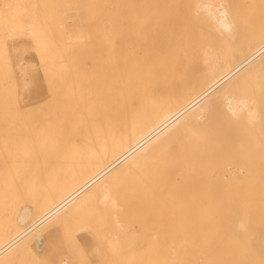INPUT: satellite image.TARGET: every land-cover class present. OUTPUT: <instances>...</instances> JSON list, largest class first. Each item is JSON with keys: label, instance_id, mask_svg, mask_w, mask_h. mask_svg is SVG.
<instances>
[{"label": "bare ground", "instance_id": "obj_1", "mask_svg": "<svg viewBox=\"0 0 264 264\" xmlns=\"http://www.w3.org/2000/svg\"><path fill=\"white\" fill-rule=\"evenodd\" d=\"M181 15L194 24L177 32L170 18ZM81 17L98 55L92 80L77 88L71 61L80 37L66 35ZM22 37L44 76L63 80H51L57 105L54 95L40 105V113L52 109L40 124L15 117L6 69L26 67L3 59L7 41ZM1 60L0 96L11 113L0 131V264L41 253L51 228H67L96 199L109 214L99 223L86 214L96 223L86 227L105 237L110 264H264V208L244 210L264 194V138L228 131L258 114L256 99L236 87L264 67V0H0ZM219 108L223 121L213 118ZM215 143L224 151L215 155Z\"/></svg>", "mask_w": 264, "mask_h": 264}, {"label": "rangeland", "instance_id": "obj_2", "mask_svg": "<svg viewBox=\"0 0 264 264\" xmlns=\"http://www.w3.org/2000/svg\"><path fill=\"white\" fill-rule=\"evenodd\" d=\"M177 5V4H176ZM175 5V6H176ZM88 23V20H86V19H83L82 17H81V19H80V24H78L77 23V25H79V27L78 26H73L72 27V29H69L68 30V33H67V38L68 39H72V38H74L75 37V35H79V37H80V40L82 41H89V40H92V38H93V36L92 35H94L93 33H94V30H91V29H93L91 26H89V24L87 25V23ZM163 22H165V21H163ZM170 23H172L175 27H176V29H177V32H180L181 30H185V29H187L188 27H192V25L194 24V21L191 19V18H189V17H187V16H177V17H173V18H170ZM89 27H91V28H89ZM81 28H83V29H81ZM90 30H89V29ZM92 31V32H91ZM92 34V35H91ZM86 35V36H85ZM146 37H143V40L145 39ZM86 39V40H85ZM80 40L78 41V48H76L75 49V52L72 54V56H74V58L75 59H73V61H71V67H72V72H74L73 73V75H75V78L76 79H74V81L75 82H79V86H78V84L77 83H75V85H76V87L77 88H79L80 86L81 87H83L84 85H85V82L86 83H89L90 82V80H92V75H93V70H94V68H92V67H94V66H92V63L91 62H93L94 63V60H93V58L95 59V60H97L96 58V56L98 55V52H97V50L95 49V48H93L92 47V45H91V42L92 41H89V43L87 44V46H86V42H83V44L80 42ZM66 41V40H65ZM70 41V40H69ZM25 46V47H24ZM84 46V47H83ZM147 46V45H146ZM146 46H144V47H146ZM160 46V44L157 46V48ZM166 47V45L165 46H161V48L163 49V48H165ZM89 49V51H86V49ZM10 49V50H9ZM21 49V50H20ZM57 49V48H56ZM6 50H8V52H7V54H6V52H5V54L4 55H6V57H3V59H5L6 60V58H7V56H8V58H10L11 60H13L14 62H16V61H19V62H22V64H23V67L25 68L24 70H22L21 71V68H17L16 67V69H15V67H11V68H8L6 65V68H8V69H6V72H7V75L9 74V79H11V77H12V81H14L15 80V94L16 95H14L13 97L15 98H17V101L19 102V106H20V111L22 112V110H23V114L21 113V112H17L16 113V116L15 117H19V116H21V115H25V116H21L22 118H21V120H18V118H16L18 121H20L21 123H23V121H24V123L23 124H28V123H32V124H40V123H38L39 121L42 123L43 122V120H42V118H47L48 117V115L47 116H43V114H46V113H48V112H50V111H52V109H47L46 110V112H41L40 113V109L41 108H47V106H50V105H46V101H47V98L49 99H51V96L52 95H54V96H52L53 97V99H51L52 100V104L51 105H53V106H56L57 104V102L56 103H54L53 104V102H55L56 101V99H55V97L58 99V95H57V92H56V95H55V92H54V94L52 93V95L50 94V92H51V90H49V88H50V82H51V80H52V82H54L55 83V81L56 80H59V79H56V80H54L55 79V76L56 77H58V78H60L57 74L55 75H53V73L50 75L51 76V78H48V76H47V78L44 76L45 74H43L44 73V71H43V67L41 68V62H40V60H39V56H38V53H37V51H36V49L34 48V46H33V43H32V41H30L29 39H27V38H24V37H22V38H19V39H13V40H9V41H7V49ZM25 50V51H24ZM59 50V49H58ZM57 50V51H58ZM16 53H14V52ZM31 52H34V53H31ZM87 52H89L88 54H87ZM91 52V53H90ZM97 52V53H96ZM35 54V55H34ZM92 54V55H91ZM16 55H18V58H17V56ZM90 55V56H89ZM24 56H25V58H24ZM71 56V57H72ZM88 56V58H86ZM94 56V57H93ZM37 57V58H36ZM90 57H91V59H90ZM2 59V60H3ZM19 59V60H18ZM36 59H38L37 61L38 62H36ZM87 59H89L88 61H87V63L89 64V65H87V63H86V60ZM0 61L1 63H0V69H1V67H3L4 68V62L5 61ZM25 60V61H24ZM80 60V61H79ZM92 60V61H91ZM27 61H29V62H27ZM90 61V62H89ZM25 62H26V64H25ZM31 62V63H30ZM74 62V63H73ZM4 63V64H3ZM30 65H29V64ZM35 63V64H34ZM38 63V64H37ZM3 64V65H2ZM33 64L35 65V67H33V68H31V65L33 66ZM151 64H155V62L154 61H151ZM40 65V66H39ZM76 65H78V66H76ZM86 65H87V67H88V69H87V67H86ZM94 65V64H93ZM155 65H157V64H155ZM28 66H30V67H28ZM76 66V67H75ZM22 67V68H23ZM2 68V70H5V69H3ZM31 69V70H30ZM79 69H81V70H79ZM87 69V70H86ZM28 70V71H27ZM29 70H30V73H29ZM33 70V71H32ZM76 70V71H75ZM10 72V73H9ZM22 72V73H21ZM25 72V73H24ZM41 72H42V74H41ZM72 72H71V68H69V73L70 74H72ZM79 72H81V74L79 73ZM30 74V76L29 77H27V75H29ZM55 73H58V72H55ZM86 73V74H85ZM70 74H68V75H70ZM77 74V75H76ZM12 75V76H11ZM20 75V76H19ZM24 75V76H23ZM26 75V76H25ZM72 75V76H73ZM82 75V76H81ZM84 75H86V76H84ZM89 75V76H88ZM18 77V78H17ZM28 79H27V78ZM89 77H90V79H89ZM44 78V79H43ZM72 78V77H71ZM74 78V77H73ZM80 78H82V80H80ZM48 81H47V80ZM61 79V78H60ZM83 79H85V81H83ZM87 79V80H86ZM22 80V81H21ZM26 80H30L29 81V83L26 81ZM24 81V82H23ZM43 81H45L44 83L46 84V86H45V84L43 83ZM60 82L61 81H63L62 79L61 80H59ZM58 81V82H59ZM58 82H56V83H58ZM24 83H25V85H24ZM30 84H32L33 86H34V91L35 92H31L30 93V91L32 90L33 91V89L31 88L30 89V86H32V85H30ZM48 84V85H47ZM68 85V84H67ZM74 84H72V86H70V84H69V86H70V89H71V87L72 88H75L74 86H75ZM32 86V87H33ZM26 87H28V88H26ZM45 87H46V89L47 90H45ZM65 87H67V86H65ZM30 89V90H29ZM37 89V90H36ZM51 89V88H50ZM48 91V92H47ZM240 91H245L251 98H253L254 100L256 99V112L258 113L257 115H255L256 117H254L252 120H250V121H252V122H250L249 120H245V121H243V122H241V123H238L237 125H234V126H231L229 129H228V131L230 132V134L232 135V136H236V139H242L243 137H253V138H264V67L260 70V73H258L257 74V76H254V77H252L251 79H248L244 84H241V85H239V86H237L236 87V93H239ZM252 91V92H251ZM256 91H257V94H256ZM37 92V93H36ZM251 92V93H250ZM34 93H36L37 94V96H36V98H35V96H34ZM32 96H31V95ZM47 94V95H46ZM260 94H262V97L260 96ZM45 95V96H44ZM41 96V97H40ZM43 96V97H42ZM60 96V95H59ZM1 97L2 96H0V131H4L5 130V128L8 126L7 124H8V122H9V115H10V113H11V109H10V103H9V100L7 99L5 102H3V100L1 99ZM40 97V98H39ZM13 98V99H14ZM35 98V99H34ZM262 98V99H261ZM49 99V100H50ZM29 100H30V102H29ZM48 100V101H49ZM54 100V101H53ZM28 101V102H27ZM58 101V100H57ZM43 102V103H42ZM46 102V103H45ZM50 102V101H49ZM48 102V103H49ZM45 103V104H44ZM35 104H38V106L37 105H35ZM45 106H44V105ZM42 107H41V106ZM33 106V107H32ZM260 106V107H259ZM41 107V108H40ZM34 108H36L39 112H36V111H34L35 109ZM49 108V107H48ZM52 108V107H51ZM55 108V107H54ZM27 111H26V110ZM42 110L41 109V111H45V110ZM263 110V111H262ZM29 111V112H28ZM24 112H26V113H24ZM213 118H215L216 120H218V121H220V120H222L223 121V110H222V108H219V109H217L216 111H215V113H214V117ZM20 119V118H19ZM31 120V121H30ZM38 121V122H37ZM249 121V122H248ZM256 123V125H255V123ZM242 123H244V124H242ZM252 125H251V124ZM7 125V126H6ZM239 125V126H238ZM255 125V126H254ZM242 126H244V127H242ZM239 127V128H238ZM252 127V128H251ZM223 128V127H222ZM255 128V129H254ZM246 129H247V131H246ZM256 131V132H255ZM258 131V132H257ZM258 133H260V134H258ZM257 138V139H258ZM240 139V140H241ZM235 142H237V141H235ZM239 142V141H238ZM237 142V143H238ZM224 147H226L224 144H221V143H215V145H214V147H213V153L216 155L217 153H218V151H219V153H221L222 151H224ZM232 149V148H231ZM64 150V149H63ZM62 150V152L64 153V152H66L67 150L65 149V151H63ZM225 153H227V149H226V152ZM77 157V156H76ZM221 157V159L222 158H224L225 157V155H223V156H220ZM70 158V157H69ZM71 158H73V160L75 161V160H78V158H76V159H74V157H71ZM80 159V158H79ZM70 160H72V159H70ZM72 160V161H73ZM81 160V159H80ZM238 200H243V198H242V196H238ZM99 203H101V201L99 200V199H96V200H91V201H89L88 203H86L84 206H82L81 207V209L79 208L78 209V211L77 212H75V214L76 215H73V216H75L76 217V219H74L73 221H71V222H67V223H65V225L67 224L68 225V227L67 228H65V227H63L62 228V226H60V225H62V224H59V225H57V226H54L53 228H51L49 231H48V233H47V243H46V245H45V247H44V249L42 250V252L41 253H39V254H31V257L29 256V257H27V256H25V259L24 258H21L18 262H17V264H28L27 262H26V260H28L29 258L31 259L32 258V256H34V257H36L35 258V260H34V258L32 259V262L34 263V264H40V261L42 260V262H41V264H45V260L47 259V261H48V259L49 258H51V260L49 259V261L47 262L48 264H61L60 263V261L61 260H64L65 258L66 259H68V263L67 264H70L69 263V261L70 262H74V261H76V259L77 258H79L77 261H79L78 262V264L80 263V264H86V263H88V264H104V262H106L108 259V254H109V250H107V248L105 247V244H103V246H102V243H104V242H106V241H104L103 240V238L105 239V237H99V238H102V243H101V239H100V243H99V238L98 237H95L94 236V232H95V229H93V228H91V227H86L87 225V223L90 221V223H91V219L92 218H90V217H88V215H87V217L88 218H85L86 217V214H92L94 217L95 216H97V219H96V223H99L98 222V220H99V218L100 217H104V215L106 214H109L108 213V211L106 212V209H104V207L102 208V207H100V206H98L99 205ZM90 205H92V206H90ZM153 206H155V203L154 204H152ZM152 205H149L148 206V209H147V207H146V209L148 210H146L145 209V207H144V211H146V212H144V214H143V218L146 216V218H147V221H146V219L144 220L145 221V223L146 224H148V223H150V219H151V217L153 216V213L155 212V211H153L155 208L154 207H151V209H150V206H152ZM85 208L86 210H84V209H82V208ZM94 207H95V209H94ZM92 208L94 209V210H92ZM100 208H101V210H100ZM261 208H264V194L263 195H257V196H254L253 197V199L251 200V202L244 208V210L245 209H253V210H259V209H261ZM96 209H97V211H96ZM103 209V210H102ZM150 209V210H149ZM153 209V210H152ZM84 211H86V212H84ZM103 211H104V213H103ZM150 211V212H149ZM152 211H153V213H152ZM92 212H94L95 214H93ZM100 213H102V214H104V215H102V214H100ZM148 213H150V217H147V216H149V214ZM85 214V215H84ZM146 214V215H145ZM148 214V215H147ZM105 215V216H106ZM91 216V215H90ZM92 216V217H93ZM84 217V218H83ZM93 217V221H92V223L93 222H95L94 221V219L96 218H94ZM150 218V219H149ZM73 219V218H72ZM77 219H78V221L79 222H81L82 221V223L80 224L78 221H77ZM87 219H90V220H88V222L86 223V220ZM84 220V221H83ZM76 221H77V223H76ZM74 223V226L72 225ZM89 224L90 226H92L93 227V225H94V228H95V225H96V223H93V224ZM144 223V224H145ZM85 224V225H84ZM77 225V226H76ZM84 225V226H83ZM69 226L71 227V228H69ZM80 226V227H79ZM78 227H79V229H78ZM85 227V228H84ZM63 230H62V229ZM68 228H69V230H68ZM58 229V230H57ZM72 229V230H71ZM76 229V230H75ZM135 229H138L137 227H135ZM71 230V231H70ZM102 230H103V228H102ZM76 232V233H73V232ZM138 232H140L141 230H137ZM89 233V232H91L90 234H87V233ZM51 233V234H50ZM54 233V234H53ZM141 233V232H140ZM68 234H71V235H68ZM75 234V235H74ZM145 234H146V231L144 232V235L143 236H145ZM66 235V236H65ZM141 235H142V233H141ZM63 236H65L67 239H69L68 237H70L71 236V238L69 239V240H67V239H65ZM102 236H104V235H102ZM143 236H141V240H143V239H146V242H148V237H144L143 238ZM66 240V242H65V240ZM95 240L97 241V242H95ZM93 241V242H92ZM104 241V242H103ZM142 242H145V241H142ZM142 242H141V244H142ZM53 245H51V244ZM66 243L68 244V249L70 250V248H72L73 249V247L75 248L74 249V254L75 255H78V256H76L77 258H73V256H71L72 254H73V252H72V250H71V253L72 254H70L69 255V251H68V249L66 248ZM93 243H96V244H93ZM99 243V244H98ZM63 244V245H62ZM81 244V245H80ZM144 244V243H143ZM61 245V246H60ZM79 245V246H78ZM96 248H92L93 246ZM145 245H146V243H145ZM81 246V247H80ZM101 246V247H100ZM90 247L92 248V249H90ZM105 249H104V248ZM89 248V249H88ZM97 248H100V251H99V249L97 250ZM77 249V250H76ZM85 251H84V250ZM104 249L106 252H108V254H104V253H102L103 251L102 250ZM50 250V251H49ZM61 250V251H60ZM81 250V251H80ZM89 250V251H88ZM66 251V252H65ZM85 252V254L84 253H81V252ZM152 251V250H151ZM56 253L58 254V255H56ZM59 253H60V255L61 256H59ZM62 253V254H61ZM68 253V256L66 257V254ZM77 253V254H76ZM48 254V255H47ZM73 254V255H74ZM80 254V255H79ZM84 254V255H83ZM87 254V255H86ZM104 254V255H103ZM112 254V253H111ZM111 254H110V256H111ZM149 254H151V252H149L148 251V253L146 254V257L145 258H148L149 256H151V255H149ZM35 255H37V256H35ZM46 255H47V257H46ZM62 255L63 256H65V257H63L64 259H62L61 257H62ZM82 256H84L85 258H82ZM39 258V262H38V258ZM75 257V256H74ZM80 257L82 258V259H80ZM54 258V259H53ZM58 258V259H57ZM71 258V259H70ZM73 258V259H72ZM86 259V260H85ZM54 260H56V261H54ZM74 260V261H73ZM84 260V263H82V261ZM105 260V261H104ZM109 260H110V258H109ZM21 261H22V263H21ZM35 261H36V263H35ZM54 261V262H53ZM77 261L76 262H74L75 264L77 263ZM103 261V262H102ZM25 262V263H24ZM30 262V261H29ZM31 262V263H32ZM62 262V261H61ZM86 262V263H85ZM31 263H29V264H31ZM71 263V264H72ZM107 264L109 263V261L108 262H106ZM110 264V263H109Z\"/></svg>", "mask_w": 264, "mask_h": 264}]
</instances>
